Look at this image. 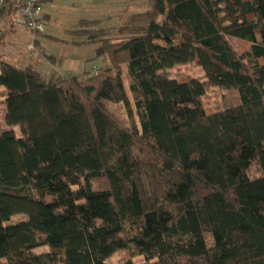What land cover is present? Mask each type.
Returning a JSON list of instances; mask_svg holds the SVG:
<instances>
[{"label":"trees","instance_id":"trees-1","mask_svg":"<svg viewBox=\"0 0 264 264\" xmlns=\"http://www.w3.org/2000/svg\"><path fill=\"white\" fill-rule=\"evenodd\" d=\"M101 24L68 32L109 62L94 75L0 61L21 132H0V264H264V0H149ZM190 64L204 77L170 75ZM209 87L233 99L210 113Z\"/></svg>","mask_w":264,"mask_h":264},{"label":"rangeland","instance_id":"rangeland-1","mask_svg":"<svg viewBox=\"0 0 264 264\" xmlns=\"http://www.w3.org/2000/svg\"><path fill=\"white\" fill-rule=\"evenodd\" d=\"M148 7L149 0H54L53 3L42 6L45 30L35 37L23 24L18 9H15L13 13L6 14L0 22V30H2L0 61L16 66L28 63L46 78L54 73L82 75L88 71L94 75L108 66L109 62L103 59L89 61L86 63V71L83 70L85 63L82 60L93 57L96 47L69 45L67 41H72V38L68 32L75 30L81 20H101V27L119 28L125 24L129 16L143 13ZM37 39L40 41L39 46L47 55L55 56L54 63L49 64L41 57L39 48L33 45V41ZM229 40L240 54L248 48V45L239 39L229 38ZM170 75L180 81L204 77L197 64L175 67L170 71ZM232 99V92L209 87L203 98V104L208 112L213 113L222 109L226 102ZM4 118L5 103L2 99L0 101V132L13 130L17 137H20L19 127H8ZM251 175L253 177L259 175L257 167L251 170ZM47 250V247H41L35 250V253L39 254ZM128 261L142 264L144 260L143 257L133 256L129 251H121L109 260L113 264H125Z\"/></svg>","mask_w":264,"mask_h":264},{"label":"built area","instance_id":"built-area-1","mask_svg":"<svg viewBox=\"0 0 264 264\" xmlns=\"http://www.w3.org/2000/svg\"><path fill=\"white\" fill-rule=\"evenodd\" d=\"M6 1L0 0V10L5 7ZM41 5L42 0H17V9L21 20L25 27L33 34V37L45 30ZM1 39L2 35L0 34Z\"/></svg>","mask_w":264,"mask_h":264},{"label":"crops","instance_id":"crops-1","mask_svg":"<svg viewBox=\"0 0 264 264\" xmlns=\"http://www.w3.org/2000/svg\"><path fill=\"white\" fill-rule=\"evenodd\" d=\"M2 31V30H1ZM39 45H40V41L37 39V41H36ZM70 45V44H69ZM73 46V45H72ZM40 47V46H39ZM74 47H76V46H74ZM82 47H85V46H82ZM88 47H96V46H93V45H91V46H88ZM97 48V47H96ZM96 48H95V50H96ZM95 50H94V52H95ZM55 57V56H54ZM80 59L82 58L81 56L79 57ZM95 59V55L93 56V57H90L89 59H84V60H82L84 63H85V65L83 64V70H85L86 71V63H88L89 61H93ZM55 61H56V58H55ZM94 61H97V60H94ZM5 62V61H4ZM24 62V61H23ZM48 62V61H47ZM49 63V62H48ZM50 64V63H49ZM18 67H20V68H26V67H31L30 66V64H22V66H18ZM53 75V74H52Z\"/></svg>","mask_w":264,"mask_h":264}]
</instances>
